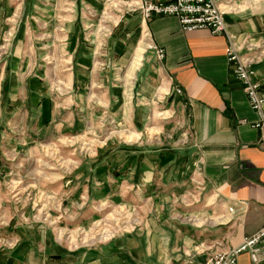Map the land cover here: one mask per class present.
Segmentation results:
<instances>
[{
  "label": "crops",
  "instance_id": "crops-1",
  "mask_svg": "<svg viewBox=\"0 0 264 264\" xmlns=\"http://www.w3.org/2000/svg\"><path fill=\"white\" fill-rule=\"evenodd\" d=\"M138 1L0 0L1 127L30 121L42 131L57 121L65 125L54 87L45 82V60L60 50L68 59L64 85L100 90L99 100L115 111L114 123L128 128L135 143L145 134L152 139L154 128L156 138L170 129L186 143L140 151L121 166L110 162L109 174L94 182L100 204L111 198L137 206L138 227L74 249L56 238L53 227L35 224L0 249V264H204L264 225V142L253 126L259 114L227 57L231 37L254 61L264 90V0H217L228 31L220 34L183 30L175 16L146 21L132 10ZM104 15L114 20L107 29ZM10 41V54L3 56ZM157 48L165 50L164 58ZM86 102L93 105L92 98ZM195 165L200 178L194 183L189 171ZM83 182L79 198L87 199L90 179ZM68 183L60 180L54 191L73 201L78 191L75 181ZM88 205L79 212L73 203V223L97 213ZM238 264L264 261L242 252Z\"/></svg>",
  "mask_w": 264,
  "mask_h": 264
},
{
  "label": "rangeland",
  "instance_id": "rangeland-1",
  "mask_svg": "<svg viewBox=\"0 0 264 264\" xmlns=\"http://www.w3.org/2000/svg\"><path fill=\"white\" fill-rule=\"evenodd\" d=\"M114 12L121 14L120 10ZM103 19L108 21H103L104 29L114 23L105 15ZM5 46L2 55L7 57L12 41ZM67 68L68 59L60 50L53 58L45 60V82L54 87L51 92L60 106L59 117L66 120L63 127H59V121L48 124L42 131L37 128L40 124L37 126L30 121L27 124H5V128L0 124V249L9 245L14 240L12 237L26 234V229L35 224L53 227L56 238L74 249L103 244L130 232L140 225L137 206L114 202L111 198L100 204L99 188L94 182L108 171L110 162L121 166L137 153L139 156L140 151L148 153L150 148L185 147L183 138H173L170 129L161 132L166 137L159 139L156 138L158 129L154 128L150 131L152 139L145 134L142 141L135 143L128 128L114 123L115 111L104 107V101L99 100L102 98L100 90H72L64 85ZM91 98L93 105L84 106L83 103L87 104ZM109 136L112 138L107 141ZM189 176L192 182L200 178L197 166L189 171ZM88 178L90 183H85L88 185L85 189L88 187L89 197L81 200L83 179ZM60 180H70L68 184L75 181L78 192L73 201L63 195L64 191L55 194ZM187 191L193 192L194 189ZM187 191L184 194L194 195ZM74 202L79 212L91 204L97 213H92L84 223H73L77 216L71 212Z\"/></svg>",
  "mask_w": 264,
  "mask_h": 264
},
{
  "label": "built area",
  "instance_id": "built-area-1",
  "mask_svg": "<svg viewBox=\"0 0 264 264\" xmlns=\"http://www.w3.org/2000/svg\"><path fill=\"white\" fill-rule=\"evenodd\" d=\"M132 10L139 11L146 21L159 16H175L183 30L207 28L214 34L228 33L224 18L226 11L217 0H139ZM157 53L159 58H164L163 48H157ZM227 57L232 75L242 82L251 107L259 114V120L253 126L260 129L264 142V90L254 61L242 56L231 37ZM176 93L182 94L183 89L177 87ZM242 252H248L253 262L264 261V225L238 246L213 253L204 264H238V256Z\"/></svg>",
  "mask_w": 264,
  "mask_h": 264
}]
</instances>
